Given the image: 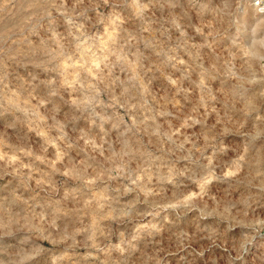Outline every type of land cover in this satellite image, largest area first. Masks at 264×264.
Wrapping results in <instances>:
<instances>
[{"label": "rangeland", "instance_id": "374dc122", "mask_svg": "<svg viewBox=\"0 0 264 264\" xmlns=\"http://www.w3.org/2000/svg\"><path fill=\"white\" fill-rule=\"evenodd\" d=\"M0 264H264L255 0H0Z\"/></svg>", "mask_w": 264, "mask_h": 264}, {"label": "bare ground", "instance_id": "6f19581e", "mask_svg": "<svg viewBox=\"0 0 264 264\" xmlns=\"http://www.w3.org/2000/svg\"><path fill=\"white\" fill-rule=\"evenodd\" d=\"M255 4L258 6L259 12L264 13V0H255Z\"/></svg>", "mask_w": 264, "mask_h": 264}, {"label": "built area", "instance_id": "2783aa9c", "mask_svg": "<svg viewBox=\"0 0 264 264\" xmlns=\"http://www.w3.org/2000/svg\"><path fill=\"white\" fill-rule=\"evenodd\" d=\"M255 10H256V7H255Z\"/></svg>", "mask_w": 264, "mask_h": 264}]
</instances>
